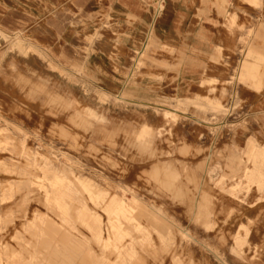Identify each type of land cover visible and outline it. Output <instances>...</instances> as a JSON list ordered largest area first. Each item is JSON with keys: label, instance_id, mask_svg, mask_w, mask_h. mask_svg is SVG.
<instances>
[{"label": "rangeland", "instance_id": "374dc122", "mask_svg": "<svg viewBox=\"0 0 264 264\" xmlns=\"http://www.w3.org/2000/svg\"><path fill=\"white\" fill-rule=\"evenodd\" d=\"M243 54L149 99L63 64L41 25L0 29V264H264V128L247 119L264 63Z\"/></svg>", "mask_w": 264, "mask_h": 264}, {"label": "crops", "instance_id": "0c3cea01", "mask_svg": "<svg viewBox=\"0 0 264 264\" xmlns=\"http://www.w3.org/2000/svg\"><path fill=\"white\" fill-rule=\"evenodd\" d=\"M33 24L58 40L63 64H83L110 94L184 97L241 48L255 72L264 63V0H0V29ZM254 77L247 119L263 129L264 70Z\"/></svg>", "mask_w": 264, "mask_h": 264}, {"label": "bare ground", "instance_id": "6f19581e", "mask_svg": "<svg viewBox=\"0 0 264 264\" xmlns=\"http://www.w3.org/2000/svg\"><path fill=\"white\" fill-rule=\"evenodd\" d=\"M65 243H66V246H68L67 244H71V242L69 241V239H67L66 241H65ZM56 247V246H55ZM58 250H55V256L56 257H58ZM32 262V261H31Z\"/></svg>", "mask_w": 264, "mask_h": 264}]
</instances>
